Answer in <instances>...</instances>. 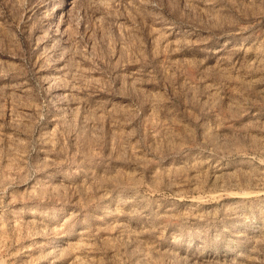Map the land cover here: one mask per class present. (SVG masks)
Returning a JSON list of instances; mask_svg holds the SVG:
<instances>
[{
    "label": "rangeland",
    "instance_id": "rangeland-1",
    "mask_svg": "<svg viewBox=\"0 0 264 264\" xmlns=\"http://www.w3.org/2000/svg\"><path fill=\"white\" fill-rule=\"evenodd\" d=\"M0 264H264V0H0Z\"/></svg>",
    "mask_w": 264,
    "mask_h": 264
}]
</instances>
